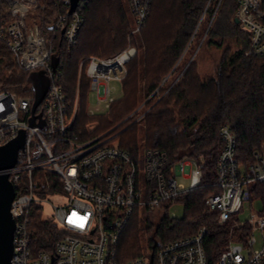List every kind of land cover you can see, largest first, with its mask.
Listing matches in <instances>:
<instances>
[{"label":"built area","instance_id":"obj_1","mask_svg":"<svg viewBox=\"0 0 264 264\" xmlns=\"http://www.w3.org/2000/svg\"><path fill=\"white\" fill-rule=\"evenodd\" d=\"M89 1L79 0L69 14V0H61V9L49 23L54 32L60 33L65 50L77 44L85 20L83 8ZM124 1L131 17V38L145 25L152 0ZM235 2L234 17L249 34L244 54L264 55V0ZM44 7V0H0V43L7 47L19 68L28 72L44 69L50 80L34 112L33 90L16 94L0 89V145L24 131L14 165L1 170L8 174L14 187L9 209L15 221L11 263L264 264V242L254 249L256 239L250 236L253 230L264 228V215L252 214L247 222L233 219L250 198V184L264 182V146L254 149L248 165L240 168L238 162H245L239 157L236 137L228 124H221L218 129L221 147L212 183L217 191L207 196L205 203L217 213L220 223L233 219L236 226L245 224L248 236L230 241L211 262L203 246L205 226L192 234L158 243L150 248V258L142 250L135 257H122L118 245L133 215L144 208L145 213L160 211L173 217L174 212H164L163 207L169 208L182 194L201 185L203 163L189 156L170 161L164 149L147 146L130 151L112 145L104 136L87 139L74 132L76 105L60 82L61 56L55 69L51 64L55 37L35 17ZM136 54L137 47L130 42L111 56L91 55L81 61L79 73L85 62L89 88L103 92L99 100L106 101V107L114 101L108 97L110 82H121L127 62ZM46 173L59 178V190L49 182ZM178 173L190 179L187 187L178 182ZM46 197L58 200L53 203ZM43 201L52 208L45 216L43 209L38 208ZM37 218L49 219L60 229L61 236L51 249L35 247Z\"/></svg>","mask_w":264,"mask_h":264},{"label":"trees","instance_id":"obj_2","mask_svg":"<svg viewBox=\"0 0 264 264\" xmlns=\"http://www.w3.org/2000/svg\"><path fill=\"white\" fill-rule=\"evenodd\" d=\"M208 1L152 0L149 16L142 28L148 25L155 28L154 35L143 43L146 60L143 64H139L136 55L130 59L126 64V75L121 83L124 93L131 92V96L134 97L133 83L136 79L145 80V76L153 69L156 73L147 79L146 84L145 95H149L165 77L160 79L163 70L173 67L187 45L186 53H192L200 42V47L204 44H214L219 47L224 43H230V53L218 62L214 73L207 77H201L197 70L189 68L193 60L181 71L182 67L179 68L178 65L182 61L179 60L160 85V88L168 89L166 95L157 100L144 114L148 120L145 139L150 140V143H147L149 147L164 149L170 161L189 156L203 163L201 185L177 199L184 206L183 217H172L166 213L154 220L147 218L146 229L151 233L147 240L148 246L155 248L160 242L192 234L199 227L205 226L203 246L211 262L230 241L241 240L248 230L245 224L235 226L231 220L220 223L217 220V213L207 208L205 200L207 196L217 191L212 183L216 174L215 162L221 147L218 136L221 124H228L234 132L240 158L248 160L254 149L264 146V55L246 56L244 54L249 42V34L234 21V12L237 7L235 0H221L213 18L218 0H210L205 15L195 30ZM44 2L45 7L38 10L35 17L45 26L46 31L55 37L52 57H57L59 61L60 56L62 57L67 51L70 55L77 53L72 64L74 72L72 70L66 77L63 75L60 79L71 100L75 95L78 58L83 56L82 52L87 48L90 52L105 57L122 50L127 45L129 20L121 0H90L83 8L85 20L79 30L77 44L65 50L60 40V33L54 32L49 24L61 9V0H44ZM162 21L166 22L164 29L169 39L164 47L160 46L159 37L155 36ZM85 24H87L86 28ZM88 35H91L92 41H88ZM191 36L192 39L188 44ZM231 42L235 49L231 47ZM11 57L7 47L0 43V60L6 58L5 64L0 67V89L10 90L16 94L31 93L32 86L29 79L31 72L24 71L16 63L13 67ZM61 62V69L64 71L66 64L63 60ZM3 69L11 71L5 75ZM195 80L199 82L201 96H190L187 100L185 99L187 84H190L188 88L191 91V85L195 83ZM86 86L87 81L81 82L79 107L73 126V131L80 133L82 138L88 137L85 124L90 116L85 106L86 94L83 93ZM181 99L184 100L179 103ZM206 99L210 100L207 102ZM116 104L114 100L109 110L114 112ZM111 118H115V115L109 117L101 126L98 125V128L101 127L102 131L108 130ZM121 125L123 124L117 125V128L122 127ZM133 125L134 123L125 125L118 134ZM96 128L97 126L95 130ZM131 143L133 144L120 147L136 151L139 146L136 142ZM45 176L53 187L59 190V178L53 173H46ZM253 197L261 200L263 208L260 214L264 215V182L250 184V198ZM152 212L158 213V211L150 210V213ZM60 236V229L51 220L36 219L35 247L37 249H51ZM120 245L121 240L118 245L119 251ZM130 247L131 253L123 257L124 259L139 254V242L131 243Z\"/></svg>","mask_w":264,"mask_h":264},{"label":"rangeland","instance_id":"obj_3","mask_svg":"<svg viewBox=\"0 0 264 264\" xmlns=\"http://www.w3.org/2000/svg\"><path fill=\"white\" fill-rule=\"evenodd\" d=\"M121 2L124 8L125 15L127 16L129 20V26H130L131 17L128 13L126 3L124 0H121ZM202 18H200L199 20L201 21ZM165 25H166V22L162 21L160 25L161 27L157 28L156 34H155L156 37H159V41H160L159 43H160V46L162 47H164L166 43L169 42V39L166 36L167 35L166 30L164 29ZM197 25H199V23ZM208 25H210V22L208 23ZM86 27H87V24H85V28ZM208 27L209 26H207V29ZM195 30L193 34L195 33ZM154 33H155V28L153 29L150 25H148L144 29H141V31L135 33L133 37L131 38L129 37L127 33V40H126L127 44L132 42L137 47L136 59L138 60L139 64H143L146 60L145 55H144L146 51L144 50L143 43L146 40H148L149 37L154 35ZM192 36L190 37L188 44L190 43ZM90 38H91V35H88V39H89L88 41H92L93 38L92 39ZM200 43L195 49V51H193L192 53L191 52L186 53V49L188 45L185 47V49L182 51L178 59V61L179 60L182 61V62H179L178 66L179 68L182 67L181 69L182 71L185 69V67L189 65L190 61L193 60L189 68L193 69L194 71L197 70L201 77H207L214 73L218 62L222 58H225L230 53L231 51V48L229 47L230 43L229 44L224 43L223 45L219 47L215 46L214 44L212 45L204 44L200 47ZM231 47L235 49L233 42H231ZM76 55H77L76 52L70 55L68 51L62 55L61 60H63L66 64V68L63 71L64 77H66L70 72H72L73 70L72 64L76 59L75 57ZM82 55L83 56L79 57L80 59L78 58L79 61H78L77 73H76V87H75V92H74L75 95H74V98L71 99V101L75 100L74 104L76 105V114H75V119H76L78 107H79V99H80L79 98V87H80L81 82L83 83L87 81V86L85 90H83V93L86 94L85 106L87 107L88 113L90 115L88 117L87 124H85V129L87 131V136H88L87 139L104 136L106 138H109L110 143L112 145L128 146L130 144H133L131 142H136L137 146L139 147H147L148 146L147 143L149 144L150 140L145 139V132L148 127V122H147L148 120H147V117L144 116V114L146 111H148L152 107L153 104L156 103L157 100H159L161 97L166 95L168 89L164 90V88H160V85L164 82L167 76L171 73L173 68L177 65L178 61L173 65L172 68L170 69L165 68L163 70L160 76V79L161 77H164V76L165 77L163 78L161 84L149 95H145L146 84H147V79L156 73L155 71H153V69L151 70V73L149 72L147 76H145L146 78L145 80L139 81L136 79L135 83H133L134 84L133 90H135L134 97L131 96V92L124 93L122 83L120 81H117V80L111 81L109 84V86L111 87V91L108 94V97H112L117 102L115 111L113 112L112 110H109V107L105 106L106 101L99 100V96H103V92H97L89 88V80L84 73L85 62L81 69L82 72L79 73V67H80V63L82 60L86 59L88 56H91V55L98 56V57H104V56L99 55L95 52H90V50L87 48L85 51L82 52ZM10 59L14 67L16 64L13 61L14 60L13 57H11ZM5 61H6V58H2L0 60V67L5 64ZM10 71L11 70L9 69H3V72H4L3 74L7 75L10 73ZM46 80L47 82L50 81L48 76ZM188 85L190 84H187V90H186L187 97L185 99L188 100L190 96H199V97L201 96V89L199 87V82L197 80H195V83L191 85L192 94L188 88ZM101 90H102V87H101ZM183 100L184 99L179 100V103H182ZM209 100L210 99H206L207 102ZM90 110L92 111V113L90 112ZM111 113H113V115ZM102 115H104L105 117H99ZM107 115L109 117L115 115V118L110 119V125L107 128L108 130L102 131L101 127L100 128L98 127L101 126L103 122H106L108 120L109 117ZM121 116H123L122 119L118 120V118ZM133 123L134 125L131 128L118 134L119 130L125 127V125H131ZM119 124H123V125H121L122 127L118 126L117 128V125ZM96 126L97 128L95 130ZM180 128H182V126H180ZM242 160L245 163H242L241 161H239L238 166L240 168H244V166L248 165V160H244V159ZM177 180L178 182L184 184L185 187L189 185V181H190V179L186 177V174L184 173H178ZM45 200H49L50 202L55 203L56 202L55 200H58V199L57 198L52 199L50 197H46ZM38 208L43 209V216L47 215V213H49L52 210L50 203H47L44 201L41 203H38ZM262 208H263V205L260 199L255 198V197L249 198L243 202L241 209L237 213L234 214L233 219L236 221H240V222H247L251 218L252 214L260 215ZM167 209L168 211L174 212L175 214L174 216H176L177 218H181L185 214L184 206L179 200L171 204L169 208L163 207L164 212L167 211ZM161 216L162 214L160 213V211H158V213H153V212L145 213L144 208H140V211L133 215V217L130 219L121 237L120 252H121L122 257H125L126 255L128 256V254L131 253L132 249L130 245L131 243L136 242V241L139 242L140 244V250H142L143 253H145L147 257L149 258L151 257L150 247L148 246V242H147L148 237H150L151 233L147 231L146 226H147L148 219L154 220L156 218H160ZM233 219H231V221L233 225H235ZM251 235H253L256 239L255 243L253 244V248L254 249L260 248L264 242V228L262 229L258 228V229L253 230L252 233H250V236ZM245 236L247 237L248 234L244 235V237Z\"/></svg>","mask_w":264,"mask_h":264},{"label":"water","instance_id":"obj_4","mask_svg":"<svg viewBox=\"0 0 264 264\" xmlns=\"http://www.w3.org/2000/svg\"><path fill=\"white\" fill-rule=\"evenodd\" d=\"M78 1L79 0H69V14L74 11ZM234 21L235 23H239L237 17H234ZM198 23H200V20ZM57 62L58 58L52 57L51 64L53 69L56 68ZM46 78L47 76L44 69L35 70L30 73L29 79L31 81L32 90L34 91L32 112H34L37 104L47 90L49 82H47ZM23 141L24 131L20 130L17 136L10 139L5 144L0 145V264H12L13 232L15 228L14 218L9 211L11 201L14 197V187L8 179V174L1 172V170L14 165L17 151L22 147Z\"/></svg>","mask_w":264,"mask_h":264}]
</instances>
